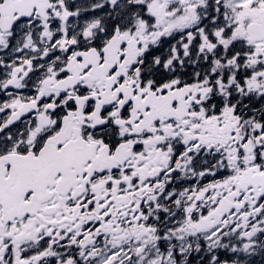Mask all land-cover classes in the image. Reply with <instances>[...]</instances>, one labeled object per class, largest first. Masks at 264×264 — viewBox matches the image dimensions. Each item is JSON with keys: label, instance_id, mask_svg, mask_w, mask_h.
<instances>
[{"label": "snow or ice", "instance_id": "snow-or-ice-1", "mask_svg": "<svg viewBox=\"0 0 264 264\" xmlns=\"http://www.w3.org/2000/svg\"><path fill=\"white\" fill-rule=\"evenodd\" d=\"M0 264H264V0H0Z\"/></svg>", "mask_w": 264, "mask_h": 264}]
</instances>
